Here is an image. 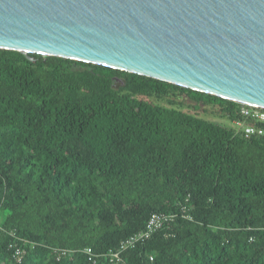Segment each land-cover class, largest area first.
<instances>
[{"label":"trees","instance_id":"obj_1","mask_svg":"<svg viewBox=\"0 0 264 264\" xmlns=\"http://www.w3.org/2000/svg\"><path fill=\"white\" fill-rule=\"evenodd\" d=\"M33 56L0 48V264H264V138L236 131L239 102ZM155 212L177 215L113 260Z\"/></svg>","mask_w":264,"mask_h":264},{"label":"water","instance_id":"obj_2","mask_svg":"<svg viewBox=\"0 0 264 264\" xmlns=\"http://www.w3.org/2000/svg\"><path fill=\"white\" fill-rule=\"evenodd\" d=\"M0 48L264 107V0H0Z\"/></svg>","mask_w":264,"mask_h":264},{"label":"built area","instance_id":"obj_3","mask_svg":"<svg viewBox=\"0 0 264 264\" xmlns=\"http://www.w3.org/2000/svg\"><path fill=\"white\" fill-rule=\"evenodd\" d=\"M239 104V115L241 119L233 121V126L235 127L236 131L245 137L264 138V107L242 102H239ZM182 210L185 211L186 207H183ZM176 215L177 213H153L148 220L146 230L144 232L140 231L139 233L129 237L128 239L123 240L116 250H112L110 252L111 258L116 262L122 260L121 252H123L130 246H133L137 240L149 238L153 233L162 228L165 224L174 220ZM11 246L17 247L14 251L13 256L16 260L20 261L23 254V249H21L16 244H13ZM84 251L88 255L89 261H95L96 257L94 258L95 254L91 248H86ZM60 252L65 253L67 251L63 249ZM122 264L126 263L122 262Z\"/></svg>","mask_w":264,"mask_h":264},{"label":"rangeland","instance_id":"obj_4","mask_svg":"<svg viewBox=\"0 0 264 264\" xmlns=\"http://www.w3.org/2000/svg\"><path fill=\"white\" fill-rule=\"evenodd\" d=\"M144 98L149 99L151 101L159 102L161 104L167 105V106H172V104H169L166 100H157L155 97H148L144 96ZM175 106L188 111L193 114H198L202 117H205L207 119L219 122V123H227L228 125L230 122L219 112L217 111L216 108L210 105H200L198 108L193 106V102L190 101L188 98H181L180 103L176 104ZM3 212H0V217H3L4 214Z\"/></svg>","mask_w":264,"mask_h":264}]
</instances>
